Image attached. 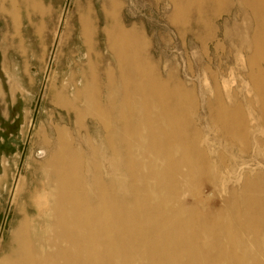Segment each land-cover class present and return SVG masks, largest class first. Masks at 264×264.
Returning <instances> with one entry per match:
<instances>
[{
	"label": "rangeland",
	"instance_id": "obj_1",
	"mask_svg": "<svg viewBox=\"0 0 264 264\" xmlns=\"http://www.w3.org/2000/svg\"><path fill=\"white\" fill-rule=\"evenodd\" d=\"M249 3L0 0V259L24 209L35 217L34 201L53 199L49 164L58 151L77 152L79 182L108 179L113 163L100 110L111 111L134 85L109 34H134L140 81L151 76L181 98L174 106L177 97L168 96V105L207 171L182 186L179 209L223 221L233 201L237 212L254 204L264 215V23L254 12L264 4Z\"/></svg>",
	"mask_w": 264,
	"mask_h": 264
},
{
	"label": "bare ground",
	"instance_id": "obj_2",
	"mask_svg": "<svg viewBox=\"0 0 264 264\" xmlns=\"http://www.w3.org/2000/svg\"><path fill=\"white\" fill-rule=\"evenodd\" d=\"M254 12L263 24L264 10ZM109 36L134 85L111 104L112 112L99 109L113 163L108 179L79 182L77 152L58 151L49 164L56 182L53 199H35V217L24 209L0 264H264V228L257 230L264 215H257L256 205H246L240 213L232 201L223 221L219 215L207 213V219L179 209L182 186L194 184L207 171L200 167L201 154L178 130L177 107L168 105V96L177 97L174 106L181 98L151 76L143 75L146 85L140 81L144 71L135 60L134 34ZM261 87L264 118V83ZM110 112L117 126L111 125ZM232 121L223 115L228 130ZM122 154L127 155L124 161ZM251 187L257 191L259 185Z\"/></svg>",
	"mask_w": 264,
	"mask_h": 264
}]
</instances>
